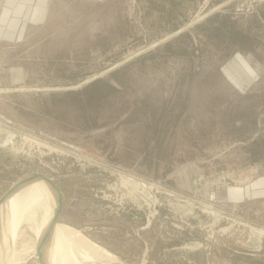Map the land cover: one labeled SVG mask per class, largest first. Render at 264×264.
Returning a JSON list of instances; mask_svg holds the SVG:
<instances>
[{
  "label": "rangeland",
  "instance_id": "obj_1",
  "mask_svg": "<svg viewBox=\"0 0 264 264\" xmlns=\"http://www.w3.org/2000/svg\"><path fill=\"white\" fill-rule=\"evenodd\" d=\"M29 171L123 262L264 264V0H0V197Z\"/></svg>",
  "mask_w": 264,
  "mask_h": 264
},
{
  "label": "bare ground",
  "instance_id": "obj_2",
  "mask_svg": "<svg viewBox=\"0 0 264 264\" xmlns=\"http://www.w3.org/2000/svg\"><path fill=\"white\" fill-rule=\"evenodd\" d=\"M229 76L233 81L237 82L230 74ZM120 176L121 179L124 180V175L121 174ZM236 194L237 193L234 195ZM7 201V207L3 204L5 206L4 208L8 210V214L4 210L7 214V217H5L6 220L3 218L4 212L2 213L3 216L1 214V210L4 208L1 207L0 209V264H11L13 254L11 253L12 245H9V242L11 243V237L13 240H15V238L17 239L18 225L25 220L28 226L33 228L36 236H34L32 240L33 247H23L22 251L26 256L17 258V260L13 258V264H24V259H26L29 254L37 253V243L51 220L54 208L57 204L56 194L47 181L36 179L15 189L7 198ZM57 250L58 252L60 251L59 254ZM16 253L14 252V254ZM45 256L48 264L123 263L117 255L105 249L82 231L73 226L59 222L55 226L52 242L46 250Z\"/></svg>",
  "mask_w": 264,
  "mask_h": 264
},
{
  "label": "water",
  "instance_id": "obj_3",
  "mask_svg": "<svg viewBox=\"0 0 264 264\" xmlns=\"http://www.w3.org/2000/svg\"><path fill=\"white\" fill-rule=\"evenodd\" d=\"M92 78H89L87 81L91 80ZM86 81V82H87ZM36 179H43L47 181V183L52 187L56 194V206L54 208V212L52 215L51 220L49 221L48 225L44 229L43 233L41 234V238L39 239V242L37 243V255H38V262L39 264H48L46 261V250L50 246L52 242V237L54 234V229L56 224L59 221L62 208H63V196L62 191L57 185V183L54 181V178L51 176L41 172V171H29L18 177L13 183L8 187V189L3 193V195L0 197V209L2 207L3 202L6 201V199L10 196V194L17 189L18 187L23 186L24 184L36 180ZM12 242V237L10 239ZM12 253V250H11ZM11 264H12V258H11ZM119 264H129L127 262L119 263Z\"/></svg>",
  "mask_w": 264,
  "mask_h": 264
}]
</instances>
